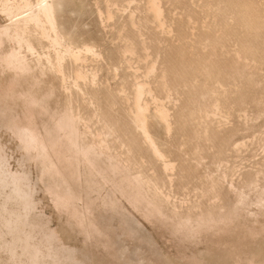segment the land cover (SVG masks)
I'll return each instance as SVG.
<instances>
[{
	"label": "rangeland",
	"instance_id": "1",
	"mask_svg": "<svg viewBox=\"0 0 264 264\" xmlns=\"http://www.w3.org/2000/svg\"><path fill=\"white\" fill-rule=\"evenodd\" d=\"M14 1H7L13 9L0 16L3 24L39 2L21 9L24 0ZM50 1L56 30L41 22L48 40L20 16L18 31L32 53L8 37L0 44L1 57L11 46L31 70L14 74L0 60V107L7 109L0 150L31 195L26 204L12 177L0 175V264H70L60 246L71 248L80 264H264V0ZM56 34L63 40L55 47ZM139 86L143 95L136 98ZM137 103L153 143L141 134ZM12 117L32 124L65 175L59 189H71L77 199L55 203L46 190L53 183L44 173L49 164H40L38 149L24 151L7 123ZM63 117L72 118L78 146L96 154L89 165L79 158L72 174L66 130L56 129ZM49 140H57V150ZM72 205L86 212L82 221L72 218ZM95 218L102 219L98 235L89 226Z\"/></svg>",
	"mask_w": 264,
	"mask_h": 264
},
{
	"label": "bare ground",
	"instance_id": "2",
	"mask_svg": "<svg viewBox=\"0 0 264 264\" xmlns=\"http://www.w3.org/2000/svg\"><path fill=\"white\" fill-rule=\"evenodd\" d=\"M7 1H9V0H0V5H1V13H0V16L1 17H4V18H7V17H9L10 15H11V12H12V9H13V7L12 6H9L8 5V3L9 2H7ZM11 1V0H10ZM14 1V0H13ZM19 1V0H18ZM21 1V0H20ZM39 2H37V6H36V8H35V10H33L32 8H31V10H29L28 12H26L25 13V15L24 14H22L23 16H21V14H20V16H21V18H22V22H24L25 24H26V26H27V24L28 23H33V25L35 26V29H37V30H41V33L44 35V34H46V32H47V29H46V27H43V25L41 24V22L43 21V20H45L46 21V23H47V27L48 28H50L53 32H54V29H55V27H56V17H55V7H54V3L52 2V1H50V0H38ZM60 1V0H59ZM156 1V0H155ZM155 1H154V5L153 6H155ZM15 2V1H14ZM31 2V1H30ZM29 2V0H24L23 1V3L21 4V5H18L17 4V6H19L21 9H22V7H25L26 9H27V7H29L30 5H32V4H29L30 3ZM36 2V1H35ZM151 2H152V0H151ZM21 3V2H20ZM58 3V2H57ZM10 4V3H9ZM14 4V3H13ZM35 5H36V3H34ZM59 4V3H58ZM152 4V3H151ZM11 5V4H10ZM34 5V6H35ZM33 6V5H32ZM57 6V5H56ZM151 6V5H150ZM152 6V8H154V11H155V13H157L156 11H158L159 9H157V7H158V5H156L155 7H153ZM16 6H14V8H15ZM31 7V6H30ZM17 8V7H16ZM16 8H15V12L17 13V11H19L20 10V8H19V10H17L16 11ZM59 8H61L60 6H59ZM30 9V8H29ZM153 11V12H154ZM14 12V13H15ZM161 12V11H160ZM154 13V14H155ZM13 15V14H12ZM17 16V14H14V16ZM156 15V14H155ZM20 16H18V18L16 19L15 17H14V19H16V20H12V19H10L9 21H7L6 19V22L3 24L1 21H0V44H2V42H3V40H4V38L6 37V39H7V37L8 38H10V40L11 39H14V40H16V42L19 44V45H17L16 44V42L14 43V44H16V46H20V44H26L27 45V47L28 48H30V52L32 53V51H31V47H32V44L30 43V41L28 40V39H24L22 36H21V34L19 33V31H18V24H19V22H20V20H18L19 19V17ZM241 18H243V16L241 17ZM241 20V19H240ZM243 20H244V18H243ZM246 21V20H245ZM245 21H243L245 24L247 23V21L245 22ZM241 22V21H240ZM243 22H241V23H243ZM21 23V22H20ZM23 23V24H24ZM243 23V24H244ZM22 24V25H23ZM251 24V23H250ZM250 24H249V26H250ZM255 24V23H254ZM20 25V24H19ZM256 25V24H255ZM33 26V27H34ZM45 26V25H44ZM246 26V25H245ZM259 26H260V24H259ZM15 28V31L13 32V34L11 35V36H9V31H10V29H12V28ZM24 27V29L26 28L25 27V25L23 26ZM23 27H22V29H23ZM58 27V26H57ZM252 27V26H251ZM253 27H255V26H253ZM248 28V27H247ZM258 28H260V27H258L257 26V29L255 28V30H258ZM33 29V28H32ZM49 29V31H51ZM58 29H60V28H58ZM56 30V29H55ZM24 31H26V30H24ZM251 31H254L253 29L251 30ZM259 31V30H258ZM21 32V31H20ZM61 32H62V30H61ZM60 32V33H61ZM36 33H37V31L35 32V35H36ZM64 33V32H63ZM25 34V33H24ZM23 34V35H24ZM28 34V33H27ZM49 34V33H48ZM54 33H52V35H53ZM40 35V34H39ZM50 35V34H49ZM63 35V34H62ZM47 35H44L43 36V38L44 37H46ZM60 36V35H59ZM57 34L56 35H54L53 37L54 38H52V41L55 43V47L57 46V44H60V42H62V40L60 39V37H59ZM64 36V35H63ZM62 36V37H63ZM255 36V35H254ZM35 37V36H34ZM38 37H40V36H38ZM49 37V36H48ZM47 37V38H48ZM66 37V36H65ZM44 39H46V38H44ZM46 40H48V39H46ZM38 41V40H37ZM8 42V41H7ZM12 42V41H11ZM48 42V41H47ZM51 42V41H50ZM53 42H51V43H53ZM5 43V42H4ZM9 43V42H8ZM49 43V42H48ZM53 43V44H54ZM50 44V43H49ZM48 44V45H49ZM64 44V43H63ZM69 44V43H68ZM8 45V44H7ZM12 45V44H11ZM26 45H25V47H26ZM51 45V44H50ZM129 45V44H128ZM2 46V45H1ZM13 46V45H12ZM85 46V45H84ZM249 46V45H248ZM21 47V46H20ZM69 47V46H68ZM88 47V46H87ZM10 48L12 49V50H10V51H7V52H4L5 54L3 55L2 54V59H0V60H2L1 62H3V63H5V68H7V66H8V68L10 67V69L11 70H13L14 72V74H15V72H18V73H20V74H26V73H28L29 72V70H30V67L25 63V61L23 60L24 58H23V56H20V51L18 52V51H15L14 50V48H12L11 46H10ZM51 48H53V46H51ZM59 48V47H58ZM60 48H61V45H60ZM59 48V49H60ZM64 48V47H63ZM83 48V47H82ZM6 49V48H5ZM4 49V50H5ZM7 49H9V47L7 48ZM20 48H18V50H19ZM27 48H25V52H27L28 50H26ZM55 49V48H54ZM71 49V48H70ZM89 49H91V48H89ZM93 49V48H92ZM56 50L57 49H55V51H53V52H55V53H57L56 52ZM62 50H64V51H66L65 50V48L64 49H62ZM67 50H68V52L67 53H69V49L67 48ZM81 50V49H80ZM83 50V49H82ZM86 50V49H85ZM84 50V51H85ZM129 50V49H128ZM249 50V49H248ZM263 50V49H262ZM35 50H33V52H34ZM58 52H59V50H57ZM61 51V50H60ZM63 51V52H64ZM78 51V50H77ZM83 51V54L85 53ZM88 51H91V50H88ZM29 52V51H28ZM51 52H52V50H51ZM62 52V51H61ZM60 52V55L62 54ZM72 52V51H71ZM79 52H81V51H78V53ZM87 52V51H86ZM92 52V51H91ZM90 52V53H91ZM94 52V51H93ZM247 53H248V51H246ZM65 53V52H64ZM63 53V54H64ZM73 53H74V50H73ZM78 53H76V57L78 58ZM37 54V53H36ZM35 54V55H36ZM66 54V53H65ZM71 54V53H70ZM95 54V53H94ZM97 54V53H96ZM95 54V55H96ZM100 54V53H99ZM253 54V53H252ZM22 55V54H21ZM33 55V54H32ZM42 55V54H41ZM59 55V54H58ZM57 56V57H60L61 59H62V56ZM74 55V54H73ZM80 55V54H79ZM94 55V56H95ZM43 56V55H42ZM47 57H48V54L46 55ZM71 56V55H70ZM69 56V57H70ZM83 56V55H82ZM99 56V55H98ZM250 56V55H249ZM251 56H253V55H251ZM25 57V56H24ZM66 57V56H65ZM76 57H74V58H76ZM39 58V57H38ZM42 58V57H41ZM49 58V57H48ZM67 58H68V54H67ZM54 59H59V58H54ZM71 59H73V58H71ZM81 59V58H80ZM39 60V59H38ZM60 60V59H59ZM58 60V61H59ZM39 61H41V60H39ZM47 61V60H46ZM77 61V62H76ZM74 60V62H76V63H78V61L79 60ZM27 62V61H26ZM29 62V61H28ZM54 62H55V60H54ZM57 62V61H56ZM62 62V60L60 61V62H57L58 64H59V67H58V64H56L57 66L56 67H58V69L59 70H61V68H60V65H62V64H60ZM37 63H38V61H37ZM46 63V62H45ZM47 63H50L49 62V60H48V62ZM75 63V64H76ZM39 64V63H38ZM1 65V64H0ZM43 65V64H42ZM49 65V64H48ZM47 65V66H48ZM2 66V65H1ZM51 67H52V64L50 65ZM55 66V65H54ZM53 66V67H54ZM78 66V65H77ZM80 66V65H79ZM35 67V66H34ZM36 67H37V65H36ZM44 67V66H43ZM81 67V66H80ZM4 68V69H5ZM7 68V70H9ZM48 68V67H47ZM35 69V68H34ZM38 69V68H37ZM42 69V68H41ZM45 69V68H44ZM55 69V68H54ZM58 69L56 70V73H57V71H58ZM78 69H79V67H78ZM11 70H9L10 72H11ZM84 70V69H83ZM173 70V69H172ZM31 71V70H30ZM79 71H81L80 69H79ZM78 71V72H79ZM39 72H40V70H39ZM61 73H62V70L60 71ZM60 72H59V74H60ZM74 72V71H73ZM76 72V71H75ZM74 72V73H75ZM84 72H85V70H84ZM55 73V74H56ZM11 74V73H10ZM13 74V75H14ZM77 74V73H76ZM78 74H81V73H78ZM16 75L18 76V74L16 73ZM87 76V72H86V74H84V76ZM15 76V75H14ZM21 76V75H20ZM61 76V75H60ZM63 76V75H62ZM42 77V76H41ZM65 77V76H64ZM75 77L77 78V79H79L76 75H75ZM13 78V77H12ZM15 78V77H14ZM12 79V81H11V83L13 82L14 83V80L15 79ZM22 78V77H21ZM31 78V77H30ZM62 78V77H61ZM67 78V77H66ZM86 78V77H85ZM173 78V77H172ZM35 79V78H34ZM36 79H37V77H36ZM35 79V80H36ZM76 79V80H77ZM81 79H82V77H81ZM10 80H11V78H10ZM9 80V81H10ZM19 80V79H18ZM25 81V80H24ZM62 81H64V79H62ZM22 82H23V80H22ZM13 83H12V85H13ZM19 83V82H18ZM37 83H38V80H37ZM139 84H141V83H139ZM138 83H137V86L139 85ZM141 85H143V84H141ZM9 86H10V84H9ZM144 86V85H143ZM146 86V85H145ZM13 87H15V84H14V86ZM136 87V86H135ZM138 89H137V91L135 90L134 92H136V98H139V96H140V94L142 93V91H143V88H142V86H139V87H137ZM145 91V90H144ZM148 91V90H147ZM1 92V91H0ZM6 92V91H5ZM4 92V93H5ZM149 92V91H148ZM152 92V91H151ZM28 94V93H27ZM141 95H143V94H141ZM8 96V95H7ZM6 96V97H7ZM13 96V95H12ZM5 97V96H4ZM10 98V97H9ZM12 98V97H11ZM33 99V98H32ZM1 100H3V96H0V102H1ZM141 100V99H140ZM157 100V99H156ZM155 100V101H156ZM40 101V100H39ZM30 102L32 103V104H34L33 102L34 101H32V100H30ZM137 102V101H136ZM146 102V101H145ZM160 102V101H159ZM144 103V102H143ZM162 103V102H161ZM14 104V103H13ZM138 104V103H137ZM145 104V103H144ZM25 105V104H24ZM158 105H160V103L158 104ZM28 106V105H27ZM135 106V105H134ZM147 106H148V104H147ZM13 107V106H12ZM39 107V106H38ZM137 107V110L135 111L136 112V115H135V118H136V121L139 123V125L141 126V129H142V131H144V132H141V134L142 133H144V139H146V140H150V142L151 143H153V141L151 140V138H150V135L148 134V132H147V130H146V121H145V115H144V108H143V106H140L139 104L136 106ZM145 107V106H144ZM160 108H161V106H159ZM25 108V107H24ZM40 108H42V107H40ZM135 108V107H134ZM147 108V107H146ZM145 108V109H146ZM43 109V108H42ZM163 109H164V111H165V108H163L162 107V109L161 110H158V111H161L160 112V114H161V117H162V122H163V120L165 121L166 119L164 118V116L165 115H168V114H166V111L164 112L163 111ZM7 109H5V108H1L0 107V116H2V115H4L5 114V112H7L6 111ZM43 110H45V108L43 109ZM9 111V110H8ZM155 111V110H154ZM157 111V110H156ZM27 112V111H26ZM46 112V111H45ZM68 112H70L71 113V111H68ZM159 112H157V114H158ZM62 114V113H61ZM135 114V113H134ZM159 114V115H160ZM21 115H23V114H21ZM133 115V114H132ZM16 116V115H15ZM79 116V115H78ZM78 116H77V118H78ZM134 116V115H133ZM132 116V117H133ZM18 117V116H17ZM50 117V116H49ZM149 117V116H148ZM51 118V117H50ZM59 118H61V117H59ZM75 118V117H74ZM76 118V119H77ZM134 118V117H133ZM134 118V119H135ZM52 120H53V118H51ZM105 119V118H104ZM132 119V118H131ZM74 121V120H73ZM81 121V120H80ZM79 121V122H80ZM136 122V123H137ZM7 123L10 125V127H12L13 129H12V132H13V130L16 132V134L21 138V140H22V144H23V146H24V148L26 149V150H24V151H30V150H34V149H38V151H39V157L41 158V160H42V162H40V164H46V163H48L49 165L45 168L44 167V169H46L45 171L46 172H44V170L42 169L43 168V166L42 165H40L39 164V166L40 167H42L41 168V170H43V172L44 173H47V172H49L50 173V176L53 178V180H52V182L53 183H51V188L50 189H47L46 188V190L48 191V190H52V192L54 193V195H55V203H58L57 205H59V204H61L62 205V203H64V205H65V202L66 201H70V199H74V198H76V196H77V193L76 192H74V191H72L71 189H66L67 191H64V190H62V189H59L60 187H62V185H63V183H64V181H65V175H64V173H63V171L61 170V168L60 167H58V165L56 164V163H54V162H52V161H50V154H49V150H48V147H47V145L45 144V141L44 140H42V139H40L38 136H37V134L35 133V131L33 130V128L31 127V125H30V122H26V123H24V124H21L22 122L21 121H17V120H15V119H13V117L12 118H9L8 119V121H7ZM55 123V122H54ZM57 123V122H56ZM77 123V122H76ZM107 123V122H106ZM165 123H167V122H165ZM111 124V123H110ZM134 124V123H133ZM79 125V124H78ZM107 125V124H106ZM105 125V128H107V126ZM166 125V124H165ZM170 125V124H169ZM4 126H6V124L4 125ZM77 126V125H76ZM119 127V126H118ZM144 129H143V128ZM168 127V126H167ZM137 128H139V130H140V127H137ZM56 129H65L66 131V135H65V137H66V139H67V143H66V147L68 148V150H72L71 151V157H69L70 158V160H69V169L71 170L70 172H71V174L73 173V168H74V165H75V162L79 159V158H83L84 159V161H86L87 162V164L89 163V164H92V163H94V157H93V155L95 154V152H94V154H93V150L90 148V146L89 147H79L78 146V143H77V128H75L74 127V125H73V122H72V118L70 119V118H68V117H63L60 121H58V123L56 124ZM108 129V128H107ZM11 130V129H10ZM109 130V129H108ZM114 130V129H113ZM49 131V130H48ZM64 131V130H63ZM62 131V132H63ZM79 132V131H78ZM58 133V132H57ZM15 134V133H14ZM15 134V135H16ZM82 135H84L83 133H81ZM16 135V136H17ZM79 136V135H78ZM19 137H18V139H19ZM146 137V138H145ZM20 140V139H19ZM101 140V139H100ZM148 140V141H149ZM57 141V140H56ZM55 140H49V142L48 143H50L49 145H50V148H53L52 150H57V144H59V143H57ZM59 141H60V139H59ZM99 141V140H98ZM102 141V140H101ZM21 142V141H20ZM93 142V141H92ZM100 142V141H99ZM103 142V141H102ZM102 142L100 143L101 145H103V147H104V144H102ZM146 142V141H145ZM150 142H149V145H150ZM103 143H105V142H103ZM147 143V142H146ZM64 144V143H63ZM96 145H97V143H95ZM145 144V143H144ZM148 144V143H147ZM146 144V145H147ZM60 145V144H59ZM99 145V144H98ZM148 145V146H149ZM152 146V145H151ZM155 146V145H154ZM236 146V145H235ZM65 147V148H66ZM98 147V146H97ZM150 147V146H149ZM49 148V149H50ZM96 148V147H95ZM102 148V147H101ZM101 148H99V149H101ZM104 148H106V146L104 147ZM104 148H103V150H104ZM153 148V147H152ZM98 148H97V150H99ZM51 150V149H50ZM102 150V149H101ZM105 152H106V149L104 150ZM103 151V152H104ZM153 151H156V150H154V148H153ZM33 152V151H32ZM37 152V151H36ZM36 152H35V157L37 156V154H36ZM100 153H101V151H99ZM102 152V153H103ZM52 153H54V152H52ZM64 153V152H63ZM151 153H154V155L153 156H155L156 157V155H157V153H156V155H155V152H151ZM29 154V153H28ZM55 154H57V153H55ZM60 154V153H59ZM96 155V154H95ZM99 155V154H98ZM98 155H97V158H98ZM102 155V154H101ZM104 155H106V154H104ZM33 156V155H32ZM69 156V155H68ZM68 156H67V158H68ZM158 156V155H157ZM160 156V155H159ZM158 156V157H159ZM34 157V158H35ZM99 157H100V155H99ZM157 157V158H158ZM37 158V157H36ZM110 158V157H109ZM108 158V159H109ZM156 158V159H157ZM160 158V157H159ZM158 158V159H159ZM31 159V158H30ZM113 159V158H112ZM157 159V160H158ZM33 160H36L37 161V159H33ZM107 160V159H106ZM110 161V160H109ZM65 162V161H64ZM67 162V161H66ZM58 163V162H57ZM81 163V162H80ZM85 163V162H84ZM109 163V162H108ZM118 163V162H117ZM83 164V163H82ZM88 164V165H89ZM168 164L169 165H171L169 162H168ZM77 165V164H76ZM165 165H167V164H165L164 163V166ZM81 166V165H80ZM119 166V165H118ZM163 166V165H162ZM172 166V165H171ZM170 166V167H171ZM65 167V166H64ZM79 167V166H78ZM114 167V166H113ZM167 167V166H166ZM81 168H82V166H81ZM91 168V167H90ZM115 168H116V166H115ZM163 168V167H162ZM184 168V167H183ZM66 169V168H65ZM83 169V168H82ZM163 169H165V168H163ZM79 171H81V170H79ZM42 172V171H41ZM42 172V173H43ZM99 172H100V170H99ZM78 173V172H77ZM2 174H9V176H10V178L12 177V179L14 180V182H15V186H14V192L16 193V194H18V195H20V197L22 198V200L26 203V204H30V192H29V190L27 191L25 188H24V186H23V184H22V182H21V179H22V177H17L14 173L12 174L11 173V171L9 170V166L7 165V160H6V158H5V156L4 155H2V153H1V150H0V175H2ZM44 175V174H43ZM74 175V174H73ZM77 175H79V174H77ZM97 175H99V174H97ZM258 174H256V176H257ZM23 176H25V175H23ZM41 176H42V174H41ZM255 176V175H254ZM42 177H44V176H42ZM137 177V179H138V176H136ZM136 177H134L135 179H136ZM49 178V177H48ZM71 178V177H70ZM73 178V177H72ZM95 178V177H94ZM255 178V177H254ZM39 179H41V178H39ZM135 179H133V181H135L136 182V180ZM256 179V178H255ZM49 180H51V178L49 179ZM212 180H214V179H212ZM48 181V180H47ZM97 181V180H96ZM127 181H128V179H127ZM144 181V180H143ZM138 182V181H137ZM137 182H136V184H137ZM255 182V181H254ZM50 183V182H49ZM78 183H79V181H78ZM128 183V182H127ZM126 183V184H127ZM140 183H141V181H140ZM146 183H147V181H146ZM150 183V182H149ZM149 183H147V184H145V185H147L148 186V184ZM215 183V185H213V184H211V186H213V187H215V186H217L216 185V182H214ZM244 183V182H243ZM67 184V183H66ZM128 184H130V181H129V183ZM246 184V183H245ZM255 184H256V182H255ZM254 184V185H255ZM7 185V184H6ZM65 185V184H64ZM89 185V184H88ZM150 185V184H149ZM251 185V184H250ZM257 185V184H256ZM49 187H50V184L48 185ZM47 186V187H48ZM230 186V185H229ZM248 186V185H247ZM68 187V186H67ZM66 187V188H67ZM152 187H153V185H152ZM154 187H156V186H154ZM218 187V186H217ZM253 187H255V188H258V186H253ZM136 189V188H135ZM154 189V188H153ZM252 189H254V188H252ZM251 189V190H252ZM261 189V188H260ZM155 191H153V192H155L156 193V191H157V189L155 188L154 189ZM254 190H256V189H254ZM261 190H263V189H261ZM31 191V190H30ZM90 191V190H89ZM258 191V190H257ZM158 192V191H157ZM251 192H253V190L251 191ZM50 193V192H49ZM262 194V193H261ZM158 195V194H157ZM241 195H243V193L241 194ZM256 195V194H255ZM258 195V194H257ZM156 196V195H155ZM158 196H160V194L158 195ZM157 196V197H158ZM168 196V195H167ZM54 197V196H53ZM244 197H245V195H244ZM243 197V198H244ZM258 197V196H257ZM238 198V197H237ZM247 198V197H246ZM8 199V198H7ZM77 199V198H76ZM242 199V198H241ZM241 199H240V201H241ZM89 200V199H88ZM246 200V199H245ZM79 201V200H78ZM264 201V200H263ZM263 201L261 200V202L263 203ZM67 202V203H68ZM90 202V201H89ZM88 202V203H89ZM261 202H260V204L259 205H262L261 204ZM111 203V202H110ZM243 203V202H242ZM81 204V203H80ZM83 205H84V202L82 203ZM93 204V203H92ZM109 204V203H108ZM239 204V203H238ZM107 205V204H106ZM241 205V204H240ZM30 206V205H29ZM78 206V205H77ZM93 206V205H92ZM85 207V206H84ZM155 207V206H154ZM23 208V207H22ZM59 208H61V207H59ZM114 208V207H113ZM116 208H117V206H116ZM34 209V208H33ZM80 209H82L81 208V206H80ZM79 208H77L76 206H74V205H72V207L70 208V210H71V212H72V214H71V216H72V218L74 217L75 218V216H76V218H77V220L78 219H81L80 221H82L83 219V216H84V214L86 213H84L82 210H80ZM84 209H88V205L86 204V208H84ZM95 209V208H94ZM25 210V209H24ZM65 210H67V209H65ZM90 210V209H89ZM22 211H23V209H22ZM30 211V210H29ZM69 211V210H68ZM87 212H88V210H86ZM221 211H223V210H221ZM70 212V213H71ZM92 213V212H91ZM181 214V213H180ZM87 215V214H86ZM85 215V216H86ZM209 215V214H208ZM88 216V215H87ZM90 216H91V214H90ZM187 215H185V217H186ZM201 216V215H200ZM205 216V215H204ZM211 216V215H210ZM219 216V218H221V219H223V213L222 212H220V214L218 215ZM92 217V216H91ZM95 217V216H94ZM191 217V216H190ZM73 218V219H74ZM88 218V217H87ZM86 218V219H87ZM189 219V218H188ZM218 219V218H217ZM227 219V218H226ZM225 219V220H226ZM101 218H95V219H93V220H89L90 221V224H89V226L91 227V229H92V231L95 233V234H101L103 231V228H102V225H101ZM184 221H185V219H183ZM230 220V219H229ZM79 221V220H78ZM88 221V220H87ZM84 222V221H83ZM188 222L189 221H187V224H188ZM222 221H220V223H221ZM210 223V222H209ZM83 224V223H82ZM184 224V223H183ZM76 225H77V223H76ZM87 225V224H86ZM190 225V224H189ZM79 226V225H78ZM82 226V225H81ZM89 226H87V227H89ZM80 228V227H79ZM175 228H176V226H175ZM210 228V227H209ZM7 229V228H6ZM83 229V228H82ZM124 229V228H123ZM184 229V228H183ZM34 230V229H33ZM47 231V230H46ZM84 231V230H83ZM86 231V230H85ZM84 231V232H85ZM90 231V230H89ZM92 231H90V232H92ZM178 231V230H177ZM180 231V230H179ZM92 232V233H93ZM183 232H186V231H183ZM197 232V231H196ZM195 232V233H196ZM34 233V232H33ZM180 233V232H179ZM194 233V234H195ZM108 234V233H107ZM188 234V233H187ZM44 235V234H43ZM88 234H86V236H87ZM183 235V234H182ZM191 235V234H190ZM26 237V236H25ZM97 237H99V236H97ZM109 237V236H108ZM54 238V233L53 234H50V236H49V240H52ZM59 239V238H58ZM108 239V238H107ZM106 239V240H107ZM4 243V242H3ZM21 243V242H20ZM26 246V245H25ZM9 250V249H8ZM58 251H61L63 254H64V256H65V258H66V260L70 263V264H80L79 262H77L75 259H74V252H73V250L71 249V248H69V247H65V246H60L59 248H58ZM8 252V251H7ZM23 252V251H22ZM111 256V255H110ZM250 264V263H249Z\"/></svg>",
	"mask_w": 264,
	"mask_h": 264
}]
</instances>
